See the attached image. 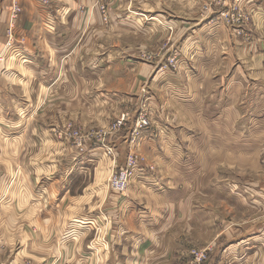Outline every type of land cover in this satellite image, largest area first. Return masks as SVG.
I'll return each instance as SVG.
<instances>
[{
  "label": "crops",
  "instance_id": "obj_1",
  "mask_svg": "<svg viewBox=\"0 0 264 264\" xmlns=\"http://www.w3.org/2000/svg\"><path fill=\"white\" fill-rule=\"evenodd\" d=\"M96 1L50 0L45 5L39 0H0V264H192L190 251L201 245L209 250L207 264L264 263V222L258 221L259 217L241 225L244 229L234 228L241 231L239 235L217 237L214 233L200 244L199 225L194 226L199 224L197 198L216 194L217 189L216 183L207 184V172L201 173L195 167L198 160L189 159L188 151L185 157L184 128L171 123V117H180L178 109L173 108L177 112L173 113L165 103L152 111L149 104L151 110L145 114L148 127L138 129L134 116L128 128L103 136L117 117L96 129L83 120L84 111L70 108L72 101L89 102L87 88L73 90L76 83L71 80L70 69L75 65V50L71 36L81 32H74L73 27L81 23L87 29L94 17L87 11L81 14L79 7H92ZM108 1L127 7L125 20L130 26L136 6H142V18H151L155 11L158 22L165 18L167 24H185L174 35L186 51L177 48L175 65L186 61L187 69L224 71L219 76L191 81L189 87L200 84L199 93L208 104L191 110L192 116L228 121L234 115L236 119L241 115L239 109L249 101L255 104L250 117L261 116L264 120V13L252 16L254 29H242L243 39L254 41L241 43L228 36L226 45L228 32L216 21L224 20L218 14L220 9L226 10L222 0H175L183 6H193L192 16L180 15L181 22L168 21L174 14L162 6L161 0L154 4L153 0ZM256 1L243 3L245 7L260 5ZM15 4L21 6L22 13L12 27L10 39L8 30ZM207 4L212 13L208 10L200 14L199 8ZM215 6L219 10H213ZM163 27L161 31H166ZM126 33L132 37L137 34ZM88 34L103 36L101 31ZM146 35L150 37L147 32ZM78 45L87 49L80 41ZM203 55L208 56L206 63L200 62ZM199 62L204 65L198 66ZM84 83L89 84L87 79ZM178 83L168 81L166 86L181 97L176 98L179 103L185 91L178 89ZM96 95L101 102L127 101L132 106L139 102L134 96L114 99L105 93ZM57 102L62 105L58 109ZM178 107L187 112L183 105ZM156 116L165 119V124L160 125ZM78 121L85 122V127L75 138L72 129ZM226 123L220 128L208 125L200 132L215 144L216 134L237 132L233 128L228 133ZM105 145L114 147V157L107 154ZM125 145L131 153L143 157L139 163L142 170L126 191L118 192L109 188L108 181L116 169L126 164ZM240 148L241 157L246 158L247 146ZM13 149L16 154H9ZM191 166L194 167L187 169ZM13 182L17 183L16 200L4 209L2 205L8 203L6 197ZM259 184L252 190L257 200L264 198V177ZM257 204L264 207L262 201ZM206 215L213 221L211 210ZM184 222H191V226L187 225L191 240L185 238Z\"/></svg>",
  "mask_w": 264,
  "mask_h": 264
},
{
  "label": "rangeland",
  "instance_id": "obj_2",
  "mask_svg": "<svg viewBox=\"0 0 264 264\" xmlns=\"http://www.w3.org/2000/svg\"><path fill=\"white\" fill-rule=\"evenodd\" d=\"M157 1L159 0H153V4ZM161 1L162 6L164 5L169 9V12L174 14L170 16L168 21L178 19L180 15L188 18L192 16L193 6L190 3L187 6H183L175 0ZM232 1V4L221 2V4L226 5V13L225 16L222 15L224 20L222 18H218L220 21L216 20L217 24L228 32H224L227 37L226 45L229 40L228 36L231 37L232 41L236 40L241 43L254 41L252 39L244 40L241 36L243 35L242 29L245 26H248V29H254L253 27L251 28L252 16L255 13H264V0H257L255 3H259L260 5L258 6H246L248 10L243 0ZM209 7V4L201 6L199 8L200 14H207L208 10L209 14L212 13ZM134 8L136 9V13L131 14V18L134 20H132L133 25L130 26L127 24L128 21L125 20L128 14L127 7L113 5L111 1L97 0L92 7L84 5L79 7L81 14L87 11V14L96 17V20L93 17L92 22H89L90 27L87 29L81 23L73 27L76 30L74 32H81L75 33L74 38L71 36V44L75 50V53H72V61L75 65L74 68L70 69V77L72 82L76 83L73 85L74 91L80 92L82 88H87L89 102L79 103V101H72L70 108L84 111L85 117L83 120L87 121L90 125H94L96 129L108 124L116 117L115 120L125 118L126 124L119 132L130 126V122L134 116L136 126L141 116L148 115L147 109L151 110L149 104L152 106V111L157 110V108L161 109V106H166L165 103L168 104L167 106L172 109L173 113H177L173 108L178 109L180 117H171V123L174 126L177 124L182 125L184 128L183 136L187 143L185 157H188L187 151L191 153L189 159L198 160L197 165L194 162L195 167L201 173L207 172L209 175L210 181H207V184L211 182V184L216 183L217 189L216 194L207 193V191L206 193L209 196L203 195L197 198L199 200L198 205H200L199 224L195 223L194 226L199 225L198 234L200 237H198L200 244L202 241L206 242L209 238H212L214 233L217 237L219 234L222 235H220L221 237L228 236L231 233H233L231 235H239L241 231H236L234 228H239L246 223L255 222L257 220L255 218L257 217H259L258 221L264 222V207L259 208V204H257V202H264V198L257 200L256 194L252 191L256 186L261 185L259 183L264 177V133H261L264 120L261 116L250 117L251 112L254 111L255 104L246 101L244 105L248 107L243 106L239 109V114L241 113V115L236 119L233 115L228 121L218 117L214 120L213 118L207 119L206 117L192 116L191 113L193 111L191 110L197 109L198 106L207 107L208 104L206 97L203 98V95L199 93L201 90L200 84L194 83L192 87H189L191 81L195 78H210L214 74L215 76H219L224 71L187 69L186 61L175 65L178 55L177 50L179 49V51L184 53L186 51L182 50L183 45L179 39L174 40V35L185 24H180V26L178 22L176 26L175 24H167L165 22L167 19L165 18H163L164 21L158 22L160 18L156 15L158 13L155 11H153L151 18L149 16L142 18V6ZM219 8L215 6L212 9L219 10ZM221 13L222 10L220 9L218 14L221 15ZM181 21L182 19L179 22ZM162 27L166 31H161ZM88 31H101L103 32V36L90 35ZM128 31H136L137 34L132 37L133 34L126 33ZM145 31L150 37L146 35ZM232 33L238 35L235 36ZM79 41L80 45L87 47L88 50L80 48L78 45ZM184 49L186 50V48ZM78 57L81 59L76 60ZM207 57V55H203L200 62H205ZM200 62L197 65L203 66L204 63ZM84 79L88 80V85H85ZM168 81H172L173 85L177 81L179 82L178 89L185 91L183 102L180 99H178L179 103L176 102V98L181 97L177 96L175 91H170V87L166 86ZM190 90H192V93H186V91L189 92ZM102 93L114 99L117 96H120V99L134 96L138 97L139 102H136V105L132 106L127 101L117 102L108 99L109 101L107 102H101L96 100V94ZM193 96L194 101H192ZM146 100L149 101L146 103ZM181 105H183V109L187 112L181 111L178 107ZM60 106H62L61 103L57 102L56 108L58 109ZM156 113L158 114V112L154 114L156 115ZM156 117H158L160 125L165 124V119H160L159 116ZM81 122H76L75 127L72 129V135L75 138H79L80 130L85 127V122ZM225 122H227L226 124L230 128L228 133H231L233 128L237 132L227 135L216 134L215 144L213 139L206 133L200 132L201 130L204 131L208 125L217 128L225 127ZM257 127H259L258 130ZM192 129L196 130V132L190 133L189 131L188 133V130ZM190 142L192 144L188 145ZM244 145L247 146L246 151L248 155L246 158H242L240 153V146L243 147ZM256 145L259 146L258 149H256ZM111 147L114 148L113 146ZM124 149L126 151V161L130 148L128 145H125ZM10 153L16 154L14 149L9 151ZM213 165L214 171H212ZM7 167L10 168L9 170H13L10 164H7ZM193 167L191 166L187 169ZM228 179L232 181L228 182ZM222 180L226 181L224 183L219 182ZM16 186L17 183L13 182L6 197L8 198V203L4 204V206L2 205V208L5 209L6 205H11L16 200ZM246 206L247 209H245ZM208 210H211L213 221L212 219L207 220L206 213ZM187 225L191 226V222H184L185 238L188 237L191 240V229H188ZM208 225H211L212 228H209ZM241 229L244 228L241 227ZM208 230H211V233H208ZM92 245L93 248L96 247L95 239H93ZM198 248L207 249V247H203L202 245Z\"/></svg>",
  "mask_w": 264,
  "mask_h": 264
},
{
  "label": "built area",
  "instance_id": "obj_3",
  "mask_svg": "<svg viewBox=\"0 0 264 264\" xmlns=\"http://www.w3.org/2000/svg\"><path fill=\"white\" fill-rule=\"evenodd\" d=\"M41 3L47 5L50 3V0H39ZM224 4H228L227 0L222 1ZM22 13V8L20 5L15 4L13 6L12 10V17H11V28L9 29V38L11 39L12 36V27L14 26V23L19 18L20 14ZM226 11L222 12L221 15L225 16ZM126 124L125 118H118L117 120L113 121L108 130L103 133V136H108L111 134H115L119 132L122 127ZM150 122L147 119L146 115H143L140 117L136 127L138 129H142L144 127H148ZM105 148L107 149L106 152L108 155L114 157V148L109 147L105 145ZM143 160V157H141L137 153H129V156L126 160L125 166L116 169L108 181V186L115 191L118 192H124L126 191L135 176L137 172H141V167L139 166L140 161ZM190 255L192 257L191 262L192 264H207L209 261V250L207 249H200V248H193L190 251Z\"/></svg>",
  "mask_w": 264,
  "mask_h": 264
}]
</instances>
